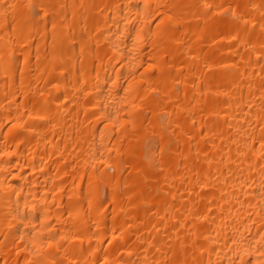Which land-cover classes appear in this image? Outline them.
<instances>
[{
    "label": "bare ground",
    "instance_id": "bare-ground-1",
    "mask_svg": "<svg viewBox=\"0 0 264 264\" xmlns=\"http://www.w3.org/2000/svg\"><path fill=\"white\" fill-rule=\"evenodd\" d=\"M0 264H264V0H0Z\"/></svg>",
    "mask_w": 264,
    "mask_h": 264
}]
</instances>
